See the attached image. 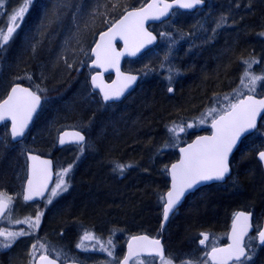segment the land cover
<instances>
[{
  "label": "trees",
  "instance_id": "obj_1",
  "mask_svg": "<svg viewBox=\"0 0 264 264\" xmlns=\"http://www.w3.org/2000/svg\"><path fill=\"white\" fill-rule=\"evenodd\" d=\"M146 1L0 0V32L4 33L10 17L27 4L18 26L0 47V85L5 87L0 100L15 82L34 88L44 99L23 141L13 143L8 124L0 127V191L20 200L27 174L25 151L44 155L49 148L57 151L58 132L72 127L86 110L85 119L93 123L84 154L78 162L75 156L67 160L72 169L68 180L75 188L60 199L64 201L56 216L47 215V222L61 238L81 231L83 227L77 229V224L82 221L92 229L107 225L122 228L124 236L158 232L168 188L167 165L177 156V141L175 135L170 136L169 123L211 100L215 91L225 92L230 80L240 76L243 61L251 56L264 59V0H205V6L197 10L198 21L176 23L172 16L152 26L160 34L157 46L167 44L168 50L172 48L175 93L169 92L164 80L161 84L145 83L147 75L141 68V81L115 115L92 113L77 89L75 69L79 58L72 54H85L100 31L126 10ZM204 9H208L209 16L202 15ZM200 37L202 44L198 45ZM64 58L68 67L63 66ZM157 71L153 70V75ZM39 75L46 78V84L39 82ZM262 122L254 134L263 140ZM199 132L203 130L190 131L187 140ZM24 141L27 147L22 148ZM260 146L264 148V141ZM118 164L131 167L121 173ZM234 171L228 181H239L232 188L205 189V195L184 205L179 219L167 227L169 251L181 252L191 246L197 229L224 224L235 207L264 206V179L252 150L244 143L236 153ZM25 242L21 244L27 245ZM17 247L10 253L11 264L22 263L23 250Z\"/></svg>",
  "mask_w": 264,
  "mask_h": 264
},
{
  "label": "snow or ice",
  "instance_id": "obj_2",
  "mask_svg": "<svg viewBox=\"0 0 264 264\" xmlns=\"http://www.w3.org/2000/svg\"><path fill=\"white\" fill-rule=\"evenodd\" d=\"M203 3L204 0H181L179 6L186 9H192L197 5ZM26 7L27 4H25L24 7L16 11L10 17V24L7 27L6 33L0 32V47H2L3 43H6L9 37L12 35L14 26H18V19H22V15ZM148 7L151 8L152 5H149ZM167 7L168 5L165 6V8ZM130 17L134 19L129 23H126V21H129ZM145 18L146 16L142 15L141 13L129 12L128 15L125 16L124 19L119 21V23L115 25L113 29H110V34L105 33L103 36H101L102 41L104 40L105 36H107L108 39L104 44L98 43L96 45V63L99 67L103 68L106 64H110L112 67H116L117 72H119V68L117 67V65L119 57L123 55V53L116 52L111 43L112 39L116 35H120L125 40L126 46L128 44L129 37H131L135 41L140 39L142 36H147L149 43L152 39H154V37H151L150 34L142 32L143 20ZM132 54H135V52H133ZM97 79L98 78L96 76L92 77L93 83L103 90V99L105 101H108L110 99H119V97L123 95L124 88H126L131 82L135 81L136 77H124V85L111 92L108 90L111 86L103 85L102 82L98 83ZM245 79L248 81L247 86H249V91L251 92L254 91L257 80H264V76L258 77L255 75H250L246 70L244 76L242 77V84L244 83ZM169 91H171V89H169ZM39 103L40 96L29 91V89L21 88L19 86L13 87L11 89V94L7 97V99L3 101L2 104H0V121L5 120L6 118H10L12 121V136H22L24 134V129L27 127L28 121L31 119L32 113L36 110ZM262 108H264V100H254L251 95H249L247 99L238 101V103L236 104H230V106L226 110L222 111L218 118L213 121L212 127L216 129L213 136L200 137L197 141L189 145L187 148L181 149L183 158L178 164H173L171 166L172 191H169L167 193L166 207L164 209L165 219H167L169 211H171L174 205L179 201L186 188H191L194 184L201 180L206 181L212 179H224L225 174L229 171L227 162L228 154L235 144L236 139L243 131L255 127L256 116ZM212 111H215V109L210 110L209 114H211ZM189 127H191V125H189ZM169 131L174 135H178V133L183 132L184 129L182 127H174L172 129H169ZM65 135L68 134L65 133ZM84 139V136H82L79 132H76L72 134V140L69 142L81 144ZM60 143H65V140L61 139ZM80 151L82 152L83 148H81ZM259 156L262 160H264V152L259 153ZM32 159L35 161L38 158L32 157ZM40 163L47 165L50 162L41 161ZM126 167H131V165H116V168L121 173H123ZM69 170L70 168L65 169V174ZM46 175V170L42 172L41 170L37 169L36 165H33V176L37 180L46 178ZM28 183L31 188L33 181L30 180ZM57 187H60L59 183L57 184ZM64 190H66V188ZM52 194H56L55 190H53ZM30 198L31 194L25 196L26 200ZM10 201L11 197H7L5 194L0 193V212L4 211ZM241 217H243L244 224L241 226L240 236L238 237L236 235V229L234 226L233 244L229 245L228 249L217 250L213 248V259H216L215 253L217 251L228 252V258H232L234 256L237 261H239L240 257L244 255V248L240 246L239 241L240 237H242L243 234L248 230L247 221L249 218L243 213H239L237 214L236 219L239 221ZM38 222L39 217H37V224ZM18 235H24V233L0 232V236H5L6 238H14ZM82 239L83 241H87L90 239H94V237L91 234L86 233ZM204 239L206 240L207 236H205ZM258 239L260 243L264 244V231L258 233ZM133 240H147V237H134ZM108 243L111 245V240H109ZM149 243L154 245L161 257H163L162 250H160L159 248L160 242L158 240H154L150 241ZM200 243L203 244L204 240H201ZM4 246L8 247L10 246V244H5ZM83 246V242L78 245V247ZM41 247L43 248V245H41ZM104 250L107 251V249ZM132 254V245L129 244V256H131ZM109 255H111V252H109ZM45 258L46 257L43 256L41 257V259ZM49 264H52V261H49ZM125 264H127V261H125ZM185 264H189V262H185ZM241 264H243V262H241Z\"/></svg>",
  "mask_w": 264,
  "mask_h": 264
},
{
  "label": "rangeland",
  "instance_id": "obj_3",
  "mask_svg": "<svg viewBox=\"0 0 264 264\" xmlns=\"http://www.w3.org/2000/svg\"><path fill=\"white\" fill-rule=\"evenodd\" d=\"M209 9V8H208ZM207 9V10H208ZM207 10H203V14L202 15H210L209 11ZM187 14V13H186ZM200 14L197 10L195 12H193L190 15H185V12H174L173 14V19L174 22L176 23H182L185 22L186 24H191L193 23L194 20L198 21L199 19V15ZM189 18V19H187ZM187 19V20H185ZM213 19H216V16L213 17ZM211 21V20H209ZM208 21V23H209ZM207 26V27H205ZM204 28H208V30L210 31V28L208 26V24L204 23ZM203 28V29H204ZM212 28V27H211ZM205 29V31L207 32V30ZM198 45L202 44V38H199V41L197 42ZM169 46L167 44H162L159 47L157 46V48L152 49L151 51H148L147 53H145L142 57H140L139 59L135 60V61H130V66L131 67H135L139 68V69H143L146 73V75H149L151 79V75H152V71L157 69L159 72L162 71L163 69H165L166 72H163L164 74H162L163 78L165 79L164 82L165 86L168 89H171V91H169L170 93H175V85H174V81H172V74L174 72L173 68V63L174 60L172 59L173 54H170L171 49H169ZM261 58H257L256 56H251L248 60H246L245 62L247 63H243L241 64V73L238 75L239 77L237 79H232L230 80V83L228 85V88L225 89V92L223 91H215L214 93H212V97L211 100H209L208 102L203 103V105L199 106L198 109L193 110V111H188L187 114L184 113L182 116L183 117H179V121L176 120L175 127H182L183 129H185L184 131V137L186 138L190 131L192 130H203V132H208L207 130H204L205 128H207L209 126V124L211 123V121L220 113H222L223 110H226L230 104H233L238 98L242 97L243 95L247 94L245 92H250L249 91V86L248 85V81L245 79L244 83L242 84V77L244 76L245 71L247 70L249 72L250 75H255V76H264V59L259 60ZM178 70H175V74H178V72H176ZM180 75V74H179ZM183 76V74H182ZM183 77H186V75L184 74ZM41 82L43 84H46V78L42 79ZM148 81H145V83H147ZM174 90V91H173ZM5 91V87L3 85H0V97L3 95ZM251 92H255V94H263L264 93V80H257L256 84H255V88L254 91ZM75 92H73V96ZM82 97V96H80ZM56 102V101H55ZM215 109V111H212L211 114L210 110ZM82 121H85V124H87V121L83 118H78L76 125H82ZM203 121V122H201ZM264 124V121L262 122ZM75 124V123H74ZM189 125H191V127H189ZM174 128V127H173ZM200 133V132H199ZM198 134V133H197ZM174 135L172 132L170 133V136ZM179 136L175 135V141L176 142V146L178 144H180L181 139ZM27 139L29 140H33L30 137H27ZM249 140H254V144H256V146L261 145L262 141H264V139L262 140L258 135L253 134ZM32 143V142H31ZM16 144V143H15ZM27 145V141H24L21 145L22 148H24V146ZM175 146V147H176ZM27 147V146H25ZM81 149V148H80ZM79 150H77V148H65L63 150V152L60 154V156L58 157V159L56 160V164H57V179L56 182L51 190V193L48 196V199L46 201V207L51 203V201L62 197L63 195H65L66 193L69 192V187L71 186V180H68V177L71 175L72 173V169H71V164H69L67 162V160L71 159V157L75 156L77 159L76 161L78 162L79 159L81 158L80 155H83L85 152V147H83V151L81 152ZM30 150V149H29ZM113 164V163H112ZM69 171H67V173L65 174V169H69ZM115 171V170H114ZM62 181V183H61ZM60 184V187H57V184ZM66 188V190H64ZM53 190H55V195H53ZM7 197H11V203H12V210L9 212V214L7 215L6 219L4 220L3 223V229H6L7 226H16L18 227V229L12 230V231H8V232H13V233H24V235H18L16 237H10V238H5V237H0V247L1 248H6L4 245L5 244H12V240H16V239H20V237L22 238L23 241H26L25 244H21L22 242L19 241V245L22 248L23 252H27V257H24V259H22V261H25V263L23 262V264H27L32 256L35 257L37 255V249L41 250L42 252H44L46 249L51 251V252H55L57 254V256L62 257V258H75L78 260H82L88 264H119V259L122 257V254H120V250H121V243H122V233L124 231V229L122 228H118L119 230V234L116 235V244L112 242L111 240V245L105 240L106 238H103L101 235L98 234H94L93 233V229L91 227H89L88 224H86L84 221L80 222L77 224V229L79 227H83L80 230L81 231H74L75 234L72 233H68L67 238H61L58 234H56V232H54L52 229L50 230V236H51V241L50 242H43V241H39L36 238L31 239L32 237H30L29 234H31V232L29 233V231H33V227L36 230V227L38 226L37 224V215H41L43 216V214H45L44 210H40L38 208H32L31 211H18L17 210V202L19 200V198L16 195H8L6 194ZM22 198V197H21ZM20 201V200H19ZM50 201V202H49ZM64 200H61L59 202V204H57V208L53 205H51V211L49 213V218L53 215L56 216L57 211H58V207L59 205L63 202ZM62 207V206H61ZM57 209V210H56ZM68 208L65 207V213H68ZM59 212V211H58ZM41 216V218H42ZM41 221V220H40ZM39 223V222H38ZM45 223H47V221H45ZM47 226H49V223H47ZM75 229V227H74ZM73 229V230H74ZM75 229V230H77ZM21 230H25V232H21ZM44 231V230H43ZM2 232L4 233H8L5 232V230H3ZM88 233L91 234L94 239H95V243L92 242V240H87V241H83V237L84 235ZM121 233V234H120ZM217 233L216 231L214 232V234ZM132 234V233H131ZM25 236V237H23ZM118 236V238H117ZM220 236V235H219ZM200 239H202L200 237ZM217 238L214 236H211L209 239H207V245L208 247L215 245V243L217 242ZM109 241V240H108ZM219 241V240H218ZM83 242V247H78L79 244H81ZM29 245V246H28ZM41 245H43V248L41 247ZM35 246V247H33ZM8 248V247H7ZM119 248V249H118ZM104 249H107V251H105ZM109 252H111V255H109ZM177 254H179V252L176 251H169V254L167 255L168 257L166 259H158V261L156 262L154 260L151 259H146V260H140L137 259L136 261L133 262V264H173L174 262L177 263V261H175V258L177 256ZM194 255V254H193ZM257 256V252H255V254L253 253L251 255V258L253 259V257ZM192 253L188 254L185 256L184 261H181V263L185 262H193V258H192ZM28 259V260H27ZM249 261V260H248ZM246 262L244 264H251V262ZM253 261V260H250ZM254 261H257L258 264H264V255L260 254L258 259H255ZM174 263V264H175Z\"/></svg>",
  "mask_w": 264,
  "mask_h": 264
},
{
  "label": "water",
  "instance_id": "obj_4",
  "mask_svg": "<svg viewBox=\"0 0 264 264\" xmlns=\"http://www.w3.org/2000/svg\"><path fill=\"white\" fill-rule=\"evenodd\" d=\"M180 2H181V0H147V2L144 5H141L139 7L131 8V9L127 10L121 17H119L116 21H114L113 24L109 28H107L105 31L101 32L97 36V39H96V41L92 47V50H91V54L94 57L91 66L97 67L100 70L99 72H97L96 74L93 75V76H96L98 78L97 82L98 83L102 82L103 85L111 86L108 89L111 92V91L118 89L124 85V83H125L124 77H126V76L136 77L135 81L131 82L130 84H128V86L126 88H124L123 95H121L119 97V99H110L108 101H119V100H121L123 97H125L128 93H130L138 85L139 80H140V74L124 71L123 70V61L125 59H136V58H138L140 55H142L144 52H146L150 48L154 47L158 43V37L148 27L151 23H161V22L168 20L171 17L173 11H175V10L192 12L198 8L203 7L206 4V1L204 0L203 4L197 5L195 8L186 9V8H182L179 6ZM149 5H152V7L149 8L148 7ZM166 5H168L167 8H165ZM129 12H138V13H141L142 15L146 16V18L143 20L142 32L150 34V36L154 37V39H152L151 42L149 43L147 36H142L140 39L135 40V41L131 37H129L128 44L126 46L125 40L120 35H116L112 39L111 43H112V47L115 49L116 52L123 53V55H121L119 57V61H118V65H117V67L119 68V72H117L116 67H112L110 64H106L105 67H103V68L99 67L96 63V55H95L96 45L98 43L104 44L107 41L108 37L105 36L104 40L102 41L101 36H103L105 33L110 34V29H113L114 26L117 25L119 23V21L124 19V17L127 16ZM161 13H163V14H161ZM133 19L134 18L130 17L129 21H126V23H129ZM118 43L121 44L120 48L117 47ZM133 52H135V54H132ZM108 74L113 75V79L111 81H106V79H105V76ZM91 83L93 85V88L100 91V93L103 97L104 96L103 90L100 87H97L96 84L93 83L92 79H91ZM16 86H19L21 88H27V89H29V91L40 96V103L37 106L36 110L32 113L31 119L28 121L27 127L24 129V134L22 136H18V137L12 136V121L10 118H6L5 120L0 121V127L4 124H9V133H10L11 141L13 143H17V142L22 141L24 139V137L28 134L36 116L38 115V113L42 107V102H43L42 96L35 89H33L32 87H29L27 85H24L22 83H15L9 88L5 97L2 100H0V104H2L5 99H7V97L11 94V89L13 87H16ZM249 95H251L254 100H264V94L263 95L246 94L243 97H241L238 101H240L242 99H247V97ZM238 101L236 103H238ZM218 116L215 119H217ZM263 117H264V108L260 109V111L258 112V114L256 116L255 127L243 131L239 135V137L236 139L235 144L233 145L230 153L228 154L227 162H228L229 171L225 174L223 180L212 179V180H206V181L205 180L198 181L191 188H186L184 190V193L180 197L179 201L174 205L172 210L169 211L167 219L164 218V210H163V218H162V225H161L162 230L167 226L172 214L176 211V209L178 207L181 206V204L183 203V201L185 200V198L189 194L195 192L197 189H199L202 186H205V185H208L211 183H215V182H224L231 175V173H232L231 159H232L233 155L238 150V148H239L241 142L244 140V138L253 134L256 131V129L258 128ZM213 121L210 124V132L198 134L191 141L187 142L185 145L178 147V158L169 166V169H168L170 184H169L168 190L166 191V193L164 195V198H165L164 209L166 207L167 193L169 191H172L171 166L173 164H178L180 162V160L183 158V153L181 152V149L187 148L189 145H191L195 141H197L200 137H211V136H213V134L216 131V129H214L212 127ZM76 132H79L85 138L81 144H77L75 142H69L72 140V134L76 133ZM65 133H67L68 135H65ZM61 139H64L65 143L61 144L60 143ZM85 140H86V135L83 131L75 129V128H68L59 134L58 147L63 148V147L68 146V145H82L85 142ZM261 152H264V150L259 151L257 157H258V160L261 162L262 168L264 170V160H262L259 156V153H261ZM32 157H37L38 159L34 161L32 159ZM26 160H27V164H28V171H27V177H26V181H25L24 189H23V199L26 202L40 201L47 196V194H48V192H49V190H50V188L54 182V178H55L54 160L50 156H43L39 153L32 152V151L26 152ZM41 161H48L50 163L47 165H44V164L40 163ZM33 165H36L37 169L41 170L42 172L46 170V173H47L46 178H41V179L37 180L33 176ZM30 180L33 181L31 188H30L29 183H28ZM29 194H31V198L26 200L25 196L29 195ZM8 208H9V203H8V206L4 209V211L0 212V220L5 216V214L8 211ZM239 213H243L245 216H247L249 218L247 221L248 230L246 233L243 234L242 237H240V241H239L240 246L244 248V255L240 257V259H243L247 254V250L245 248V238L249 234V232L252 230V222H251L252 213L251 212H248L245 210H239L236 213L234 220H233V223H232V227H231L230 243L226 246L215 247V249H217V250L228 249L229 245L233 244V228H234V226L236 229V235L238 237L240 236L241 226L244 224V220H243V217H241L239 221L236 219L237 214H239ZM262 231H264V229ZM134 237H147V240H136V241H134L133 240ZM154 240H158L160 242L159 248H160V250H162V254L164 257L165 256V245L163 243V238L162 237L161 238L152 237L148 234L140 233V234L133 235L129 238L127 245H126V253H125L124 257L121 259L120 264H125V261H127V264H130L131 260L136 256H159V257H161V255L157 251L156 247L154 245H152L151 243H149L150 241H154ZM129 244L132 245L133 254L131 256H129ZM42 256L46 257V258L41 259ZM215 256H216V259H213L212 258V249H211V251L209 252V257H210V260L215 264H229L232 261H236L234 256L232 258H228L229 257L228 252L217 251L215 253ZM163 257H161V258H163ZM49 261H52V264H61L60 261H58L57 259H55L54 257H52L50 255H41V256L37 257L35 264H49ZM64 264H82V263L72 261V262H66Z\"/></svg>",
  "mask_w": 264,
  "mask_h": 264
},
{
  "label": "flooded vegetation",
  "instance_id": "obj_5",
  "mask_svg": "<svg viewBox=\"0 0 264 264\" xmlns=\"http://www.w3.org/2000/svg\"><path fill=\"white\" fill-rule=\"evenodd\" d=\"M118 47L120 48V45H118ZM150 50V49H149ZM148 50V51H149ZM148 51H146L145 53H147ZM145 53H143L142 55H140L138 58H136V59H125L124 61H123V70L124 71H128V72H136V69H135V67H131L130 66V61H135V60H137V59H139L140 57H142ZM89 70H90V72L88 73V75L90 76V73H93V72H95L96 70L95 69H90L89 68ZM84 73H86V72H84ZM88 75H86L85 76V74H83V77L80 79V82H79V84H80V86L77 88L78 90H79V88L85 83L87 86H89L90 87V84L88 83V78H89V76ZM87 77V78H86ZM141 78H142V76L140 77V81H141ZM105 79L107 80V81H111L112 79H113V75L112 74H108V75H106L105 76ZM139 81V82H140ZM139 84V83H138ZM138 86V85H137ZM137 86L134 88V89H136L137 88ZM134 89L130 92V93H128L125 97H124V99L121 101V105H122V103L124 104L125 103V101H126V99L128 98V96L134 91ZM80 91V94H82V97H83V99L85 98L86 100H87V102L90 104V109H92V111L94 110V108H99L100 107V103H98L99 102V100H96V102L95 101H93L91 98H90V96H89V94L87 93V92H85V91H82V90H79ZM95 94H96V96L99 98V99H101V97H100V95H99V93H97V92H95ZM102 100V99H101ZM114 104V103H113ZM115 105V104H114ZM211 124V123H210ZM210 124H209V126L207 127V128H205L204 130H207L208 132H210ZM32 128V127H31ZM31 128H30V130H31ZM83 129V128H82ZM29 130V131H30ZM83 131H84V133H85V135H86V140H85V142L82 144V145H68V146H65V147H63V148H59L58 147V149H65V148H70V147H72V148H83V147H86L87 146V142H88V133L86 132V130L85 129H83ZM207 132V133H208ZM203 133V132H202ZM205 133V132H204ZM28 134H29V132H28ZM27 134V135H28ZM194 135V134H193ZM197 135V134H196ZM195 135V136H196ZM195 136H193V137H191V138H188V140L189 139H192V138H194ZM252 135H249V136H247V138H245L242 142H241V144H240V146H239V148H238V150H240V148H241V146H242V144L244 143L245 144V147L246 146H248V149H250V150H252V152H253V155H254V157H255V159H256V161H257V163L259 164V168H260V170H261V173H262V176H263V179H264V170H263V168H262V165H261V162L258 160V157H257V155H258V152L259 151H261V150H263L264 148L262 147V146H256V144H254L255 142H254V140H252V142H251V140H249V138L251 137ZM26 138V136L24 137V139ZM57 138H58V136H57ZM23 139V140H24ZM22 140V141H23ZM58 145V144H57ZM60 150V151H61ZM238 150L236 151V153L238 152ZM37 153H39V152H37ZM236 153L233 155V157H232V159H231V167H232V173H231V175L224 181V182H215V183H211V184H208V185H205V186H202V187H200L199 189H197L195 192H193V193H191V194H189L186 198H185V200L183 201V203L181 204V206L180 207H178L177 209H176V211L172 214V216H171V218H170V220H169V222H168V224H167V226L166 227H168V225H170V223L172 222V221H176V220H178L179 219V216L182 214V211H183V208H184V205L187 203V202H189V201H191V200H195V198L197 197V196H202V195H205V191L206 190H208V189H212V190H220V191H226V190H228L230 187L232 188L236 183H238V181H236V183L235 182H229L228 180H229V178L234 174V163H235V161H236ZM39 154H41V153H39ZM41 155H44V154H41ZM45 156H49V155H45ZM50 157H52V156H50ZM53 158V157H52ZM54 163H55V182H56V179H57V164H56V160L54 159ZM237 178H239V176L237 177ZM55 182H53V184H52V186H51V188H50V190H49V192H48V194H47V196L44 198V199H42V200H40V201H35V202H27V203H29L30 205H32V207H34L35 209H36V207H41L42 206V209L44 210V212H45V214H43V216H42V214L41 215H37L36 217H39V223H38V226L36 227V230H35V228L33 227L32 229H33V232H37L38 231V227H39V229L41 228L42 229V227L41 226H44L45 225V221H47V215H49V213H50V211H51V205H53L52 207H54V206H56L57 205V203L60 201V198H57V199H55V200H53V201H51V203L46 207V201H47V199H48V196H49V194L51 193V190H52V188H53V186H54V184H55ZM206 189V190H205ZM242 193V192H241ZM22 202H25L24 200H23V191H22V198L20 199ZM164 203H165V198H164V196H163V201H162V207H161V222H160V227H159V232L161 231V225H162V218H163V210H164ZM12 210V203L11 202H9V208H8V211H7V213L5 214V216L0 220V232H2L3 230H5V232H8V231H12V230H15V231H17L16 229H18V227H16V226H13V225H11V226H7V228L6 229H3L2 227H3V223H4V220L6 219V217H7V215L9 214V212ZM239 210H245V211H248V212H251L252 213V219H251V222H252V230L249 232V234L246 236V238H245V248H246V250H247V254H246V256L243 258V259H240L239 261H232L231 263H229V264H241V262H243V264L244 263H246L248 260V262H251V264H258V262L257 261H254L255 259H258L259 258V256H260V254H263L264 255V244H262V243H260V241H259V239H258V233L259 232H261L263 229H264V206H252V205H248V206H246V207H235V208H233V209H231L230 211H229V213H228V216H227V224H226V226L224 227V229L223 228H219V229H217L216 230V232L217 233H215L214 235H215V237L219 240H217V242L215 243V245H213V246H209L208 247V245H207V239H209L211 236H208V235H204V237L205 236H207V239L205 240L204 239V237H201L202 239H200V237H199V232L198 231H201V230H204V229H206V227H201V228H199V229H197L196 230V233H195V239H194V243L191 245V246H189V247H186V248H184L183 250H181V252H179V254H177V256L176 257H174L175 258V261H177V263H175V264H184V263H181V261H184V258H185V256L186 255H188V254H190V253H192V258H193V262H191V263H189V264H215V263H213L211 260H210V257H209V252L211 251V249H213V248H215V247H219V246H223L226 242H225V240H224V238H222L221 236H219V233H222V234H227L229 231H230V229H231V227H232V220H233V217L236 215V213L239 211ZM41 216H42V218H41ZM41 220V221H40ZM111 228H112V231L113 232H116V235H118L119 233V230H118V228H113V225L111 226ZM10 229H12V230H10ZM45 230V229H44ZM21 232H25V231H23V230H21ZM93 233L94 234H98V235H101V230H99V228H96V229H93ZM140 233H142V232H135V233H132L133 235H136V234H140ZM155 233H157V232H154L153 233V235L152 236H154V237H156L155 235H158V233L157 234H155ZM121 234V233H120ZM123 235V234H122ZM167 234H165V236H166ZM124 236V235H123ZM165 236H164V239H163V243H164V245L166 244V239H165ZM1 237V236H0ZM2 237H5V236H2ZM1 237V238H2ZM129 235L127 236V235H125L124 236V238L122 239V243H121V250H120V254H122V257L119 259V264H120V261H121V259L124 257V255H125V253H126V245H127V241H128V239H129ZM6 238V237H5ZM7 238H10V237H7ZM117 238H118V236H117ZM90 240H92V242L93 243H95V239H90ZM201 240H204V243L203 244H201L200 243V241ZM108 242V241H107ZM112 242L113 243H115L116 244V240H112ZM15 243V241L14 240H12V244L10 245V246H8V248L6 247V248H1L0 247V264H11V260L13 259V255L12 254H10V253H14L15 252V249H17L18 247H14L13 246V244ZM13 248H14V250H13ZM119 249V248H118ZM49 250H45L44 252H42L41 250H39V249H37V255L35 256V257H33L32 256V258H31V260L29 261L30 263L29 264H35V261H36V259H37V257H39V256H41V255H49ZM255 252H257V256L256 257H253V259L251 258V255L254 253L255 254ZM52 254H54V258L55 259H57L58 261H60V263L61 264H64V263H66V262H72V261H76V262H78V260L77 259H75V258H62V257H59V256H57V254L55 253V252H52ZM169 254V250L167 249V246L165 245V256H164V258H159V257H157V256H137L135 259H133L131 262H130V264H133V262L134 261H136L137 259H140V260H146V259H148V258H153V259H166ZM194 254V255H193ZM50 256H52V255H50ZM21 257H22V259H24L25 260V258L24 257H27V252H22V254H21ZM250 257V258H249ZM28 260V259H27ZM250 260H253V261H250ZM23 262L25 263V261H22V263L21 264H23ZM79 262H81L82 264H88V263H86V262H84V261H79ZM173 263V264H174ZM28 264V263H27Z\"/></svg>",
  "mask_w": 264,
  "mask_h": 264
},
{
  "label": "bare ground",
  "instance_id": "obj_6",
  "mask_svg": "<svg viewBox=\"0 0 264 264\" xmlns=\"http://www.w3.org/2000/svg\"><path fill=\"white\" fill-rule=\"evenodd\" d=\"M147 2V1H146ZM145 2V3H146ZM145 3H143V5L145 4ZM139 7V6H138ZM133 8H136V7H133ZM131 9V8H130ZM129 10V9H128ZM127 11V10H126ZM125 11V12H126ZM124 12V13H125ZM123 13V14H124ZM122 14V15H123ZM121 15V16H122ZM120 16V17H121ZM117 20V19H116ZM115 20V21H116ZM162 23V22H161ZM113 24V22L111 23V24H109L106 28H104L102 31H100L99 33H98V35L101 33V32H103V31H105L107 28H109L111 25ZM160 23H151L148 27H149V29L151 30V31H153L155 34H156V36L158 37V43H159V41H160V34L159 33H157V32H155L153 29H152V26H154V25H159ZM97 35V36H98ZM96 39H97V37H96ZM96 39H95V41H96ZM95 41H93V43H92V45L89 47V49L87 50V52L84 54V53H81V52H78V54L77 53H74V54H72L73 55V57H78L79 59H78V62H77V67H76V69H75V71H76V83H77V87L78 86H80V84H79V82H80V79L83 77V74H85V76L86 75H88V73L90 72V70H89V68L90 69H95L96 71L95 72H93V73H90V76H89V78H88V83L90 84V87L89 86H87L85 83L79 88V90H82V91H85V92H87L88 94H89V96H90V98L93 100V101H95L96 102V100H99V102L98 103H100L99 105H100V107L99 108H94V110L92 111V109H90V104L87 102V100L84 98L83 99V97H82V101L83 102H86V104L88 105L87 106V108L89 109V110H91L92 111V113H99V114H105V115H109V116H113V115H115L116 114V112H118L119 111V109H120V107L123 105V103H122V105H121V101L124 99V97L121 99V100H119V101H104L103 100V97H102V95H101V93H100V91H98V90H96V89H94L93 88V85H92V83H91V79H92V76L94 75V74H96L97 72H99L100 70L97 68V67H92L91 66V64H92V62H93V59H94V57L92 56V54H91V50H92V47H93V45H94V43H95ZM157 43V44H158ZM118 45H120V47H121V44H117V47H118ZM119 48V47H118ZM90 55V56H89ZM89 56V57H88ZM87 60V61H86ZM69 62L67 61V58H64L63 59V66L64 67H68L69 66V64H68ZM71 65H72V63H71ZM84 72H86V73H84ZM134 73H138V74H140V77L141 76H143V74L141 73V70L139 69V68H136V72H134ZM157 75H153L154 73H152V75H151V79H149L150 78V76L149 75H147V76H145V79H147V81H148V83H157V84H161V82L163 81V80H165L164 78H163V76H162V74H164L163 72H159V71H157ZM38 78H39V82L41 83V84H43L42 82H41V80L42 79H44L43 78V76H41V75H39L38 76ZM87 78V77H86ZM107 81V80H106ZM15 83H20V82H15ZM15 83H13V84H15ZM12 84V85H13ZM23 84V83H22ZM11 85V86H12ZM25 85V84H24ZM30 87V86H29ZM34 89V88H33ZM38 92V91H37ZM95 92H97V93H99V95H100V97H101V99H99L97 96H96V94H95ZM264 94V93H263ZM81 96H82V94H80ZM42 99H43V97H42ZM2 100V99H1ZM115 105H114V104ZM43 104H44V99H43V102H42V106H43ZM41 109H42V107H41ZM41 109H40V111H41ZM122 109V108H121ZM87 111V110H86ZM86 111H84V113L86 112ZM90 112V111H89ZM84 113L82 114V115H79V118H83V119H85V115H84ZM221 114V113H220ZM220 114H218V115H220ZM217 115V116H218ZM216 116V117H217ZM86 121H87V119H85ZM35 121V120H34ZM33 124H34V122H33ZM33 124H32V126H33ZM176 126V124H175V122H171V123H169V127L172 129L173 127H175ZM68 128H75V129H78V130H81V131H83V129H85L86 130V132L88 133V132H91L92 130H93V123H91L90 121H87V124H85V121H82V125H76V122H75V124H73L72 125V127H65V128H63V129H61L59 132H58V138H59V134L62 132V131H64L65 129H68ZM83 128V129H82ZM184 131H185V129H184ZM184 131L183 132H179L178 133V135L177 136H179L180 137V139H181V142H180V144H178L177 146H176V148H177V150H176V153H177V156H174V159L171 161V162H169V164L167 165V175H168V169H169V166L178 158V147H180V146H183V145H185L187 142H189V141H191L192 139H189V140H187V138H185L184 137ZM84 132V131H83ZM179 137H178V139H179ZM58 138H57V144H58ZM245 139V138H244ZM57 148H58V145H57ZM61 149H57V151L56 150H53V151H51V148H49V150L47 151L48 153H47V155H49V156H52L53 157V160L55 159V160H57L58 159V157L60 156V154L63 152V149L60 151ZM264 150V149H263ZM28 151H32V152H35V151H33V150H29V149H27L26 151H25V159H26V152H28ZM37 153V152H36ZM173 153H174V151H173ZM43 156H45V155H43ZM26 170L28 171V164H27V160H26ZM158 173L160 174V175H162L163 173L159 170L158 171ZM26 177H27V174H26ZM168 185H167V187L169 188V184H170V179H169V175H168ZM25 181H26V179H25ZM54 182H55V178H54ZM24 184H25V182H24ZM70 188H72V189H74L75 188V185H73V184H71V186L69 187V189ZM168 188H167V190H168ZM23 189H24V186H23ZM166 190V191H167ZM166 191H165V193H166ZM0 193H3V194H8V195H11L9 192H7V191H0ZM165 193H164V195H165ZM67 194V193H66ZM65 194V195H66ZM65 195H63L62 197H60V199L61 198H63ZM24 200V199H23ZM17 204V210L18 211H21V212H24V211H31V209L32 208H34V207H32V205H30L29 203H27L26 201L25 202H22V201H19L18 200V202L16 203ZM252 206H257L256 204H252ZM36 208H38V209H40V210H43L42 209V206L41 207H36ZM235 217V216H234ZM234 217H233V220H234ZM233 220H232V222H233ZM48 223V222H47ZM47 223H45V225L44 226H41L42 227V229L40 228L39 229V227H38V231L37 232H33V231H29V233L31 232V234H29L30 235V237H32V238H36V239H38L39 241H43V242H45V243H47V242H50L51 241V236H50V230L49 229H52L51 228V226H50V224H49V226H47V228H46V225H47ZM226 224H227V221L224 223V224H222V225H211V226H207L206 227V229H204V230H201V231H198L199 232V237H204V235L206 234V235H208V236H214L215 237V235H214V232L217 230V229H219V228H223L224 229V227L226 226ZM45 229V230H44ZM112 228H111V225H107V226H105V227H103V229H99V230H101V236L103 237V238H106V239H108V240H116V232H114V233H112V230H111ZM44 230V231H43ZM23 231H25V230H23ZM141 232V231H140ZM168 232H169V230L167 229V227H165L163 230L161 229V231L159 232H157L158 233V235H155L157 238H163L164 239V236H165V234H168ZM137 233V232H136ZM142 233H145V234H148V235H150V236H152L153 235V233H147V232H145V231H142ZM157 233H155V234H157ZM152 234V235H151ZM230 234H231V229H230V231L227 233V234H222V233H219V235L222 237V238H224V240H225V244L223 245V246H226V245H228L229 243H230ZM130 237L131 236H133V234H131V235H129ZM22 237V236H21ZM20 237V239H16L15 240V243L13 244V246L16 248L18 245H19V241L20 242H22L23 240H22V238ZM23 237H25V236H23ZM129 237V238H130ZM152 237H154V236H152ZM165 238H166V236H165ZM129 240V239H128ZM128 242V241H127ZM166 245V244H165ZM13 250H14V248H13ZM137 257V256H136ZM136 257H134L133 259H135ZM132 259V260H133ZM78 260V259H77ZM131 260V261H132ZM79 261H81V260H78V262ZM81 263V262H80Z\"/></svg>",
  "mask_w": 264,
  "mask_h": 264
}]
</instances>
